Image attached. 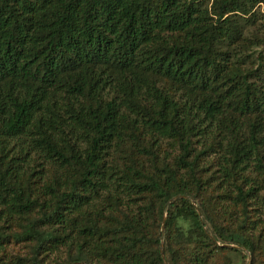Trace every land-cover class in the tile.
<instances>
[{
    "label": "trees",
    "instance_id": "1",
    "mask_svg": "<svg viewBox=\"0 0 264 264\" xmlns=\"http://www.w3.org/2000/svg\"><path fill=\"white\" fill-rule=\"evenodd\" d=\"M259 3L0 0L9 264H264Z\"/></svg>",
    "mask_w": 264,
    "mask_h": 264
},
{
    "label": "rangeland",
    "instance_id": "2",
    "mask_svg": "<svg viewBox=\"0 0 264 264\" xmlns=\"http://www.w3.org/2000/svg\"><path fill=\"white\" fill-rule=\"evenodd\" d=\"M207 1L209 0H206V2ZM251 12L254 14V16H252V19L250 20V23L252 25L248 28L247 32L252 37H255L259 41H262L264 44V4L259 3L255 5ZM259 49H261V47ZM262 55L264 56V49H262ZM263 194H264V191H263ZM253 208L255 209L257 208L256 210H258L259 213H262V211L258 209V206L253 207ZM258 211L255 215H253V220L255 221H257V217L259 218V220H262L261 215L260 214L258 215ZM228 248L232 250L230 252H227V257L229 258L231 264H251V259L248 253L244 252V250H242L241 247L236 246V245H228ZM237 251L243 252L245 258H242L241 255ZM28 252H29V249L27 245H24V244L16 245V244L11 243L9 245L4 246L3 253H0V256L2 257L4 256V258L6 259L8 263L9 258L12 259L16 257H21V258L27 257L29 255ZM52 259L53 258L51 256L49 258V261H50L49 263L52 262ZM248 260H249V263H248ZM254 264H260L258 259H256V262Z\"/></svg>",
    "mask_w": 264,
    "mask_h": 264
},
{
    "label": "water",
    "instance_id": "3",
    "mask_svg": "<svg viewBox=\"0 0 264 264\" xmlns=\"http://www.w3.org/2000/svg\"><path fill=\"white\" fill-rule=\"evenodd\" d=\"M162 229V228H161ZM160 253H161V247H160ZM248 263H249V260H248Z\"/></svg>",
    "mask_w": 264,
    "mask_h": 264
}]
</instances>
